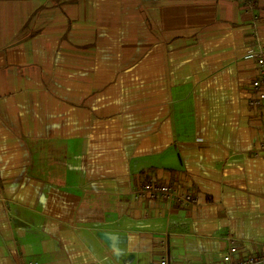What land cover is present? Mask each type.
<instances>
[{
    "label": "crops",
    "instance_id": "crops-1",
    "mask_svg": "<svg viewBox=\"0 0 264 264\" xmlns=\"http://www.w3.org/2000/svg\"><path fill=\"white\" fill-rule=\"evenodd\" d=\"M255 3L0 0V264L264 252ZM148 179L199 203L136 198Z\"/></svg>",
    "mask_w": 264,
    "mask_h": 264
},
{
    "label": "built area",
    "instance_id": "built-area-1",
    "mask_svg": "<svg viewBox=\"0 0 264 264\" xmlns=\"http://www.w3.org/2000/svg\"><path fill=\"white\" fill-rule=\"evenodd\" d=\"M245 7L251 12H255L256 3L254 0H241ZM258 16L255 15L257 21ZM254 58L258 67V76L250 83V94L248 97V104L250 108L260 110L264 113V47L258 39V35L254 32ZM256 156H264V137L258 141L255 149ZM134 195L138 199L148 200H163L170 205H177L183 208L194 206L199 203L196 194L189 191H182L179 188L158 182L154 179L144 181L136 190ZM229 249L223 256L222 264H264V252L258 255L246 257L244 259H237L238 244L237 240L229 237ZM161 264H168L164 259Z\"/></svg>",
    "mask_w": 264,
    "mask_h": 264
},
{
    "label": "trees",
    "instance_id": "trees-1",
    "mask_svg": "<svg viewBox=\"0 0 264 264\" xmlns=\"http://www.w3.org/2000/svg\"><path fill=\"white\" fill-rule=\"evenodd\" d=\"M254 1H256V0H254Z\"/></svg>",
    "mask_w": 264,
    "mask_h": 264
}]
</instances>
